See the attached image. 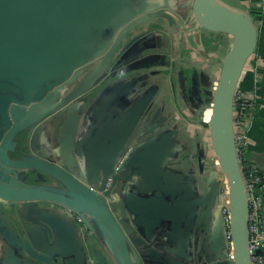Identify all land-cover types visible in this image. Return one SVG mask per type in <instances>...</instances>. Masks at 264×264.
Masks as SVG:
<instances>
[{
  "label": "water",
  "instance_id": "95a60500",
  "mask_svg": "<svg viewBox=\"0 0 264 264\" xmlns=\"http://www.w3.org/2000/svg\"><path fill=\"white\" fill-rule=\"evenodd\" d=\"M129 1L0 0V221L4 219L24 234L20 249L41 264L67 263L61 249L72 244L68 230L71 223L76 240L78 235L95 233L96 227L107 239L109 236L116 246L115 264H231L225 250L221 218L222 207H227L233 264H252L248 247L249 204L236 152L233 112L239 80L255 53L261 16L253 17L217 0H193L192 4L200 27L232 38L231 47L222 58L211 116L205 124L219 169L209 157L208 181L204 186L201 179L197 181L187 206L188 218L194 217L197 211L200 214L212 211L215 198L226 186L227 194L223 198L227 202L219 208L217 219L222 239L219 252L212 254L201 245L184 261L171 255L153 259L154 254L148 252L152 244L145 247L137 238H131L123 223L108 209L107 206H113L112 191L130 162L129 144L139 136L136 129L129 127L116 137L109 165L102 178L91 184L75 172L78 165L73 163V140L70 143L62 139L61 142H65H59L62 152L52 151L50 157L31 149L41 124L46 121L54 130L65 111L77 110L78 101L118 52L124 37L115 39L117 30L129 22L125 27L128 34L133 23ZM82 76L84 80L79 82ZM155 118L156 115L151 118L146 115L143 121L145 129L151 127L147 133L152 135ZM124 155V163L116 169ZM108 178L112 179V185L105 190ZM47 203L63 207L66 215L62 217L46 209ZM114 208L119 207L114 204ZM69 216L70 221L65 219ZM87 216L95 218L96 227ZM76 217L81 219L78 226ZM4 226L2 223L0 233L6 236ZM88 244L90 264H109L92 241ZM79 255L87 264L88 257L83 253ZM9 263L5 257L1 264Z\"/></svg>",
  "mask_w": 264,
  "mask_h": 264
},
{
  "label": "crops",
  "instance_id": "0c3cea01",
  "mask_svg": "<svg viewBox=\"0 0 264 264\" xmlns=\"http://www.w3.org/2000/svg\"><path fill=\"white\" fill-rule=\"evenodd\" d=\"M217 1L249 14L252 10L260 9L259 2L263 3L264 9V0ZM192 4L193 0L129 1L127 5L134 15L130 19L132 27L126 34L128 22L115 34L117 38L124 37L118 58L116 56L118 70L107 69L106 65L93 86L78 101L80 107L64 112L57 125L59 131L56 127L51 130L44 121L31 142L34 152L50 157L52 151L62 152L59 145V142L65 143L61 142L62 139L70 143L73 140V163L78 165L75 172L91 184L102 178L104 169L109 165L116 137L129 127L136 129V136H139L129 144L132 149L130 162L126 170H122V180L112 191L113 206L107 207L123 223L131 238H137L138 243L145 247L152 244L148 252L154 254L151 256L153 259L171 255L178 261H184L201 245L212 254L222 248L216 210L227 202L224 199L226 195L220 191L215 198L217 200L214 199V209L201 214L197 211L194 217L188 218L187 206L197 181L201 179L204 186L210 174L208 158L213 152L209 129L205 124L211 116L222 58L229 51L232 38L200 27L195 21ZM157 19L168 22L163 27L158 26L164 44L161 46L164 62L141 63L143 52L131 56L132 47L124 41L134 26ZM193 76L199 100L187 94L193 87ZM82 80L84 76L79 82ZM178 83L183 86L185 96L179 112L175 101ZM238 90L255 98L256 109L248 130L246 156L257 171L264 174L263 23L258 25L255 53L245 66ZM146 115L150 118L156 115L153 135L147 133L151 127L144 128ZM215 168L219 169L216 162ZM261 197L264 202V187ZM114 204L119 208H114ZM45 208L62 217L66 215L65 209L58 205L47 203ZM65 219L70 221L72 217ZM87 219L96 227L94 217L87 216ZM75 222L78 226L79 223ZM2 223H5L7 231L3 229L6 236L0 233V264L5 257L10 260L9 264H41L20 249L24 234L4 219L0 221V226ZM73 228L72 223L68 225L72 244L61 249L66 254V264H84L79 253L88 257V243L91 241L93 247L105 255L109 264H115L118 259L116 246L109 236L107 239L104 232L96 227L95 233L90 236L78 235L76 240ZM86 263L90 264L89 257Z\"/></svg>",
  "mask_w": 264,
  "mask_h": 264
},
{
  "label": "built area",
  "instance_id": "2783aa9c",
  "mask_svg": "<svg viewBox=\"0 0 264 264\" xmlns=\"http://www.w3.org/2000/svg\"><path fill=\"white\" fill-rule=\"evenodd\" d=\"M262 7L263 3L259 2ZM256 109L255 98L240 90H237L234 97V139L236 152L240 169L243 175L249 204V251L251 255L252 264H264V202L261 197L262 188L258 185L264 181V174H261L247 159V145H248V130ZM126 155H124L117 163L119 169L124 163ZM211 163L215 165L213 156ZM112 179L108 178L104 184V189L111 187ZM227 194L226 186L221 191ZM221 218L224 229L225 250L227 251L228 259L233 264V245L230 232V216L227 207H222ZM76 221L81 224V219L76 217Z\"/></svg>",
  "mask_w": 264,
  "mask_h": 264
},
{
  "label": "flooded vegetation",
  "instance_id": "af4514ba",
  "mask_svg": "<svg viewBox=\"0 0 264 264\" xmlns=\"http://www.w3.org/2000/svg\"><path fill=\"white\" fill-rule=\"evenodd\" d=\"M167 21L157 19L153 22H149L148 24L139 25L136 26L129 34L128 37H126L124 43H130L131 49V56L137 55L139 52H143L141 63L145 64H161L164 62L163 60V54H162V47L164 44L162 43V40L160 39V29L158 26L163 27V25H167ZM263 23V19L259 24L261 25ZM124 33V31L122 32ZM117 37H115L116 39ZM124 45V44H123ZM122 47V46H121ZM120 48V46H119ZM120 52V49H118V52H115L114 55L110 58L109 62L107 63V69L110 68V70L116 71L118 70L119 64L118 59H116L117 53ZM101 58V57H100ZM100 58L97 62L100 61ZM97 62L93 65H96ZM195 76L192 77V86L188 91L187 94L189 97H194L199 100L198 92L195 89L196 82ZM185 99V96L183 95V86L180 85V83L177 84V99L175 98V101L177 100V110L179 112L180 105H182L181 102H183ZM200 102V101H198ZM183 118V117H182ZM259 172V171H258ZM261 173V172H259ZM263 174V173H261ZM112 185V182H111ZM220 210H216L217 218L219 217Z\"/></svg>",
  "mask_w": 264,
  "mask_h": 264
},
{
  "label": "trees",
  "instance_id": "16d2710c",
  "mask_svg": "<svg viewBox=\"0 0 264 264\" xmlns=\"http://www.w3.org/2000/svg\"><path fill=\"white\" fill-rule=\"evenodd\" d=\"M263 11H264V9H263V6H262V8L260 7V9H258V10H252V11L250 12V15L253 16V17L261 16L262 19H264ZM251 60H252V58L250 59V61H251ZM258 186L261 187L262 190H263V187H264V181H262ZM261 192H262V191H261Z\"/></svg>",
  "mask_w": 264,
  "mask_h": 264
},
{
  "label": "rangeland",
  "instance_id": "374dc122",
  "mask_svg": "<svg viewBox=\"0 0 264 264\" xmlns=\"http://www.w3.org/2000/svg\"><path fill=\"white\" fill-rule=\"evenodd\" d=\"M258 25H260L259 23H258ZM211 157V156H210Z\"/></svg>",
  "mask_w": 264,
  "mask_h": 264
},
{
  "label": "bare ground",
  "instance_id": "6f19581e",
  "mask_svg": "<svg viewBox=\"0 0 264 264\" xmlns=\"http://www.w3.org/2000/svg\"><path fill=\"white\" fill-rule=\"evenodd\" d=\"M213 156V155H212Z\"/></svg>",
  "mask_w": 264,
  "mask_h": 264
}]
</instances>
